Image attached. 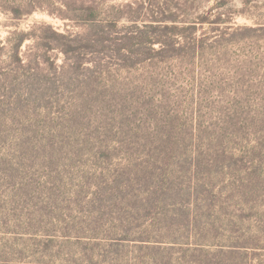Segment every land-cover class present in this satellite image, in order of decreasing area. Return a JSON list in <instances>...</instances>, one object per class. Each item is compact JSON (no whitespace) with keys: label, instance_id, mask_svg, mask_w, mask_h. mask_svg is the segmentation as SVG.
<instances>
[{"label":"rangeland","instance_id":"374dc122","mask_svg":"<svg viewBox=\"0 0 264 264\" xmlns=\"http://www.w3.org/2000/svg\"><path fill=\"white\" fill-rule=\"evenodd\" d=\"M130 1L107 0L105 7ZM37 2L46 8L21 18L0 5L1 72L18 66L9 57L13 49L7 41L14 32L32 37L22 45V54L37 53L44 61L41 79L47 90L37 84L41 79L21 77L12 83L3 76L10 83L1 93L14 97L0 100V116L15 126L52 124L57 112L68 108L73 91L86 90L73 81L63 83L56 67L64 54L46 50L37 39L52 36V29L78 32L83 26L58 16V3ZM152 3L163 12L154 16H177L179 24L190 25L186 46L197 43L179 57L165 62L160 56L124 74L128 87H134L130 93L140 99L125 104L123 118H104L109 127L105 137L93 125L84 135L71 127L65 138H0V264H162L166 254L111 239L126 234L124 229L92 222L94 199L105 183L140 162L148 149L144 138H202L206 143L222 138L227 152L236 156L253 155L255 146L264 145V0ZM24 79L23 87L14 85ZM19 92H24L22 101L15 97ZM118 110L123 107L115 106L110 115ZM36 139L39 148L33 146ZM176 252L174 258L183 257L184 251Z\"/></svg>","mask_w":264,"mask_h":264},{"label":"trees","instance_id":"16d2710c","mask_svg":"<svg viewBox=\"0 0 264 264\" xmlns=\"http://www.w3.org/2000/svg\"><path fill=\"white\" fill-rule=\"evenodd\" d=\"M37 1L0 0V5L14 18H21L41 6L46 8ZM45 1L58 3V16L83 26L78 32L52 29V36L37 39L46 50L56 48L64 54L63 64L56 67L63 83L73 81L86 90L73 91L68 108L58 111L57 121L49 125L15 126L0 116V138H65L71 127L84 135L93 125L105 137L109 127L104 118H123L125 104L140 99L130 93L134 87H128L131 82L124 74L154 64L160 56L165 62L179 57L197 43L195 39L194 44H184L190 25L179 24L177 16H154L163 12L155 10L152 0L109 7H105L107 0ZM169 19L171 25L166 24ZM29 37L25 32H14L7 38L13 49L9 57L18 66L3 73L0 70L1 78L6 76L12 83L21 77L41 79L43 57L22 54L21 47ZM8 83L6 78L0 80V100L14 97L1 93ZM24 83L25 79L14 85L23 87ZM40 83L44 84L42 90H47L44 79ZM22 94L15 95L17 101L23 100ZM117 105L123 110L111 116ZM144 139L148 149L139 157L140 162L102 185L104 189L94 199L92 222L100 225L106 221L110 227L124 229L126 234L111 239L138 242L140 248L166 254L160 258L162 264V259H166L165 264H264L263 143L254 147L253 155L236 156L227 152L222 138L215 143L202 138ZM37 141H33L34 148H39ZM110 150L112 147L106 152ZM88 217L91 219V214ZM173 252L183 257L174 258Z\"/></svg>","mask_w":264,"mask_h":264}]
</instances>
